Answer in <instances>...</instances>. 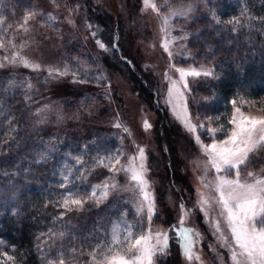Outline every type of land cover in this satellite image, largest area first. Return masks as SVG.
I'll use <instances>...</instances> for the list:
<instances>
[{"label": "snow or ice", "instance_id": "1", "mask_svg": "<svg viewBox=\"0 0 264 264\" xmlns=\"http://www.w3.org/2000/svg\"><path fill=\"white\" fill-rule=\"evenodd\" d=\"M222 2L224 0H160L159 3L157 0H143L140 9L141 13L150 9L158 21L157 41L167 59L160 73L166 85L164 104L184 133L188 134L196 151L188 161L195 178V202L192 207L187 206L183 197L178 204L169 199L167 207L177 210V222L170 224L167 230L161 227L153 229V218L160 212L148 167L151 149L147 143L137 142L132 126L121 118L117 110L110 121L114 131L101 136L93 135L91 140L66 151L62 161L52 171V175L59 179L50 193L52 198L47 199L42 207L47 210L51 205L54 209L47 213L53 226L34 238L41 264H158L169 251L168 232L172 230L185 264H205L202 249L196 247L204 239L202 233L195 226H185L190 214L196 210L203 214L217 246L226 250L225 262L216 252V246L209 245L217 264H264V114L243 111L244 107L254 106L256 101L246 99L239 92L231 98H224L215 90L214 84L224 77L225 65L215 60V45L202 39L206 32L210 38H217L218 44L225 41L222 33L233 34L228 43L238 40L243 32L248 33L246 43L252 40L253 33L264 37V15H254L253 0H247L239 15L224 20L217 7L212 6ZM48 3L52 10L30 3L17 18L12 0H0V51L4 53L0 56V69L6 72V76L0 78V119L6 120L9 125L5 133L8 139L0 141V149H8L12 144L17 149L23 147L12 135L20 131L9 103L17 92L24 93V108L31 109L33 95H40L41 86H55L64 78L71 77L73 83L94 84L102 90L105 99L111 100L113 82L95 56L85 54L92 59L89 63L83 55L65 52L59 59L45 62L46 54L39 51L43 43L35 38L40 36L42 40H48L50 37L41 30L55 26L56 38L63 40L59 26L64 24L78 30L79 19L100 50L118 54L126 64L132 63L121 52L118 27L109 37V42L99 38L103 29L92 23L87 0H48ZM250 4L252 7L248 6ZM201 8L207 11L203 17H198L196 13ZM198 18L206 20L204 30L188 31L185 25H176L177 20L194 23ZM190 37L192 43L204 44V49L193 52L189 48ZM84 39L86 43L88 37ZM156 46V43L146 45L149 49ZM261 49L264 51V44ZM197 56H203L206 62H196ZM185 58L194 63L185 66ZM19 65L36 73L35 83L32 77L18 80L8 73L9 66ZM144 67L153 66L146 63ZM236 67L241 69L238 63ZM201 87L211 94L200 95L198 89ZM84 98L93 99L88 94ZM221 102L230 111L217 110L215 115L200 111ZM159 104L157 100V107ZM261 104L264 107V97H261ZM140 110L144 114L143 106ZM49 113L54 114L56 122L63 119L58 110L50 109L48 105L26 113L37 117L31 122L32 131L48 121ZM222 118L227 121L226 125L221 123ZM213 124L216 127H212ZM140 127L143 133L153 129L146 114ZM112 138L117 141L115 147L110 146ZM125 139L131 144L132 152L125 151ZM60 143H48L40 138L37 145L40 151L33 150V159L28 161V167L12 172L0 167V176L6 178L5 188L18 189L17 178L20 177L26 183L27 176L32 172V163H47ZM163 150L168 151L167 145L163 146ZM22 159H27V154L23 158L15 157L16 167L20 166ZM102 170H107V175L100 182L91 183L89 177ZM121 178L124 179L123 184ZM3 190L0 188V191ZM13 203L17 206L10 207ZM0 206L5 209L10 207L13 217L21 214L15 199L2 200ZM92 208L108 215L99 216L90 229L73 228L67 217ZM130 215L134 217V222L129 220ZM4 246L17 251L15 245H7L0 239V264H26L23 256L17 259L8 251H3Z\"/></svg>", "mask_w": 264, "mask_h": 264}, {"label": "rangeland", "instance_id": "2", "mask_svg": "<svg viewBox=\"0 0 264 264\" xmlns=\"http://www.w3.org/2000/svg\"><path fill=\"white\" fill-rule=\"evenodd\" d=\"M87 2L89 3V17L92 23L98 24L101 29H103L99 36L100 39H103L106 43L109 42V37L114 33V29H116L117 26L121 27L120 30L123 31L124 34L119 31V43L121 45V52L124 56L127 54L125 53L128 45L126 40L130 39L132 42L133 49H131V53L130 55L128 54V56L132 62L134 55L137 58V61L135 60L136 63H132V70L135 72L137 69H139L140 72L142 71V73L146 75L144 78L147 82L144 87L147 89L155 87L157 92L160 93L159 99L166 117L163 135L165 140L163 142L159 133V124L164 117L155 110L152 99L144 95H137L138 93L136 90L138 87L136 86V82L127 78L126 76H128V73L123 72L126 71L125 68L121 63H117L121 59L118 58V61H115L113 54L105 53L100 50L79 19L77 20L78 30L70 29L64 24L59 26L61 34L64 37L63 40L56 38L55 26L41 30L44 34L48 35L50 39L42 40L40 36L35 38L38 42L43 43V47L40 48L39 51L46 54L45 62L48 63L59 59L65 52L71 55H83L89 63H92V59L85 54L91 53L94 55L96 61L102 65L113 82L111 100L105 99L102 90L94 84L73 83L71 77L64 78L55 86L51 84L41 86L40 91L44 93V96L41 97V100L33 103L31 112H34L35 108L41 105H48L50 109L58 110L63 116V119L60 122H56L54 114L49 113L48 121L43 125H39L34 132L41 131L42 135L40 137L48 143L61 142L52 157L55 168L56 165L62 161L66 151L74 149L76 145L82 144L85 141L91 140L93 135L101 136L114 131L110 121L116 114V111L119 110L121 118L132 126L137 142L147 143L151 149L148 167L151 169L150 179L154 181L153 187L157 196L158 211L160 212L159 216H154L152 227L154 230L157 227L167 230L170 224H175L177 222L178 212L177 210H174L172 214H166L164 212L163 198L167 195L166 193L169 194L171 190V192L174 193L175 202L177 204L180 198L183 197L189 208H191L192 204L195 202V178L192 173V166L188 161L196 154V151L192 148L188 134L184 133L179 122L173 118L168 106L164 104L163 96L166 85L162 82L160 73L166 66L167 59L166 54L162 52L157 41L158 21L155 14L150 9L146 10L144 13L140 12L141 7H143V0H87ZM157 2L159 3L160 0H157ZM30 3L39 4L42 8L52 10L48 0H12V7H14L17 12V18H19L23 9L30 6ZM246 3L247 2H243L242 0H224V2L219 5L212 6L217 7L218 14L223 19L222 12L226 9L231 8L233 9L232 11H234V9H237L239 6L244 7ZM206 11V8H201L196 15L198 17H203ZM5 15H7V11H5ZM203 21L205 25L201 23ZM206 23V20L203 18L196 19L194 23L185 20L176 21L177 27L185 25L188 31H194L195 29L204 30L206 28ZM257 27H259V25H257ZM73 37H75V39ZM85 37H88L86 43ZM189 40V48L192 49L193 52L198 51L197 47L202 46L200 42L192 43L191 37ZM149 43H156L157 46L154 49H149L146 47ZM2 55H4V53L0 51V56ZM198 57L199 56L196 57V62H200ZM183 62L185 66L194 63L193 60L187 58H185ZM146 63L153 67L145 68L144 65ZM9 69L11 70L9 74L15 75L18 80H23L25 77H32L33 83L36 82V73L32 69H28L22 65L9 66L8 71ZM5 76L6 74L4 77ZM133 87H135V89H133ZM145 91L146 89H143V92ZM86 94L91 95L93 99L91 101L85 99L84 97ZM141 106L144 107V114L147 115V118L153 124V129L148 133H143L140 127V122L144 115L141 113ZM243 111L255 115L264 114L263 109L258 108L256 104L251 107H244ZM202 113L215 115L216 110L211 108L208 111H202ZM201 118H203V116ZM35 119H37V117L30 116L28 121L31 124ZM221 123H223L222 119ZM212 127H216V124H213ZM2 129L5 131L4 128H0V130ZM1 132L2 131H0V139L2 140V138L7 135H2ZM202 138H204L203 134ZM206 142L210 141L206 140ZM39 144L40 141L37 145ZM116 144L117 141L115 138H112L110 146L115 147ZM125 145V151H133L127 139H125ZM165 145L168 147L167 155L164 154L165 151L163 150V146ZM38 151H40V148ZM189 153H191V155ZM168 156L171 162L170 169L166 167ZM104 175H107V170L98 171L92 175L93 177H89V179L92 177L90 182L98 183L103 179ZM2 178V185L0 188H4V190L0 191V194L8 190V188H5L6 178ZM58 179L59 177L56 176L55 185ZM120 182L123 184L124 179L121 178ZM103 207V205L100 206L101 209H103ZM92 210L97 211L95 208H92ZM104 214L105 216L108 215L107 212H104ZM128 218L130 221L134 222V217L132 215ZM185 226H195L202 233L204 239L199 241L196 247L197 249H202V258L205 264H217L215 254L211 251L209 245L216 246V252L221 254L225 262L227 261L226 250L217 246V241L212 235L210 228L205 223L201 212L198 210L193 211L186 221ZM73 228L78 229L76 226H73ZM168 235L169 251L158 261V264H171L172 262L185 264L178 240L174 237V230L169 231ZM76 242L79 243V241ZM171 243L178 246L177 251L172 249ZM35 245L34 250L37 254V261L41 264ZM2 250L8 251L10 255L15 256V251H12L7 246L2 247ZM196 264H199V262H196Z\"/></svg>", "mask_w": 264, "mask_h": 264}, {"label": "trees", "instance_id": "3", "mask_svg": "<svg viewBox=\"0 0 264 264\" xmlns=\"http://www.w3.org/2000/svg\"><path fill=\"white\" fill-rule=\"evenodd\" d=\"M242 1L247 2V0ZM253 4L255 5L253 8V14L257 16L264 15V0H253ZM248 6L252 7L251 4ZM241 9V6L234 9V11H232L233 9L228 8L222 12V17L226 20L233 15H239ZM201 23L203 24L204 21ZM118 28L120 33L124 34L123 31L120 30L121 27ZM116 29H114V32ZM222 35L225 37L223 44H218L217 38H210L207 32L205 36L202 37V39L207 41V43L215 45V60L225 65L224 77L222 80L214 84L215 90L224 98H231L239 92L245 95L246 99L255 100L257 107L263 109L264 111V107H262L261 104V97H264V51L261 49V45L264 44V37H260L259 35L253 33L252 40L246 43L245 38L248 36V33L243 32L238 40L228 43L227 41L232 39L233 34L229 32L222 33ZM126 41L128 45L125 53H127L126 56L130 60L128 54L130 55L131 49H133V44L130 39ZM253 41L255 42L254 44ZM204 47L205 45L202 44V46L197 47V49L198 51H202ZM113 55L115 61H118L119 55ZM133 57V62L136 63L137 58L135 55ZM209 59H211V57H209ZM198 60L200 62H206L203 56H199ZM117 63H121L125 68L126 71L123 72L128 73V76L126 77L136 82V86L138 87L136 90L138 93L137 95H144L145 97L147 96V98L152 99L155 110L161 113L164 117L159 124V133L164 142L165 139L163 138V135L166 117L161 102L159 107L156 105V101H160V95H157L158 92L156 88L147 89L144 87L147 84L146 79L144 78L146 75L143 74L142 71L140 72L139 69H137V73L133 71L132 63L126 64L122 60ZM237 63L241 65L240 70L236 67ZM8 73H11L10 69ZM5 74V70H0V78H4ZM133 89H135V87H133ZM143 89H146V91L143 92ZM198 92L200 95H210V92H208L204 87L199 88ZM23 95V92H17L15 97L9 100V103L13 108L12 116L15 118L16 126L20 130L19 134L12 133V135L15 136L16 140L22 144L23 147L17 149L16 145L12 144L9 145L8 149H0V167L8 172L21 171L23 168L28 167V161L33 159V150L38 152L39 148L37 147V143H39L41 138L40 136L42 135L41 131H31V124L28 121L30 115H26V113L31 112L33 104L31 109H25L23 104ZM43 96L44 93L40 91V95H33V101L37 102L38 100H41V97ZM197 98L199 99V96ZM222 103L223 102L212 104L210 108L201 109L200 111H208L211 108L216 110V112L217 110L219 112L230 111L229 108L223 107ZM222 122L225 125L227 124V121L223 118ZM8 127L9 125L7 124V121L0 119V128H4L5 130H0L2 131V135L7 132ZM7 139L8 136L2 138V140ZM2 140L0 139V141ZM26 154L27 159H22L20 166L16 167L15 157L20 156L23 158ZM164 154L167 155V152H164ZM169 162L170 159L168 156L166 167L170 169L171 164H169ZM31 168L32 172L27 176L26 183L24 182L23 177L17 178V182L20 184L18 189L8 188L6 192L0 194V201L15 199L20 205L21 213L16 217L12 216L10 207H16V203L11 204L8 209L0 206V239L4 240L9 245L16 246L17 251L14 252V255L17 259H20L23 256L26 264H39L37 261V254L34 250V245L36 243L34 238L40 232H47L48 227L53 226L51 219L47 218V213L53 212L54 209L51 205H49L47 210H45L42 205L47 199L52 198L50 193H52V190L55 187V177L52 175L54 165L52 159H50L47 163H41L39 165L32 163ZM2 179V176H0V186L2 185ZM170 182L173 183L172 181ZM166 194L167 195L163 198V209L166 214H172L174 213V210H169L167 203L169 199L175 201L174 193L170 190V193ZM101 215L105 216L104 212H100L98 210L94 211L91 209L83 213L72 214L68 216L67 219L70 221L72 227L76 226L78 229H90L93 226V222ZM58 226L59 225H57V227ZM174 237L176 238V236ZM173 244L171 245L172 249L177 251L178 246ZM171 264L177 263L172 262Z\"/></svg>", "mask_w": 264, "mask_h": 264}]
</instances>
